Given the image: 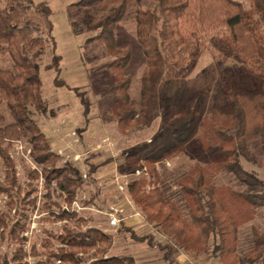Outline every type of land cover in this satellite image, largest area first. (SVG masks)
I'll use <instances>...</instances> for the list:
<instances>
[{"label":"trees","instance_id":"1","mask_svg":"<svg viewBox=\"0 0 264 264\" xmlns=\"http://www.w3.org/2000/svg\"><path fill=\"white\" fill-rule=\"evenodd\" d=\"M136 1L77 0L67 8L74 34H89L82 44V61L93 87L112 96L121 133L150 124L152 101L160 86L168 123L151 141L130 151L128 158L143 162L147 175L129 183V193L148 223L170 237L182 252L209 255L222 264H264V231L252 228L253 246L244 258L238 246L240 228L264 208V180L243 165L245 161L264 169V0H249L250 7L239 0H148L156 6L137 8L133 14L135 35L143 48L146 68L140 98L134 101L130 93L133 79L126 73L133 53L131 47L120 45L117 28ZM38 9L48 16L46 6L38 5ZM27 11L25 0H0V58L9 56L12 61L10 69H0V106H6L13 120L7 123L0 114V155L11 164L3 143L29 140L34 160L50 166L44 171L46 183L55 181L71 203L82 184L79 171L57 165L60 156L31 112L32 106L39 112L47 111L39 63L46 39L25 24ZM213 33H222L225 48L219 66L232 59L251 69L247 78L229 82L224 88V107L202 116L198 100L184 105L183 99L186 80ZM60 62L61 57L55 54L48 69L55 71L57 87L70 89L60 78ZM78 97L87 117L90 101L84 94L78 93ZM201 134L214 159L207 165L196 164L176 181L177 191H171L173 186L163 182L158 164L185 152L196 139L202 140ZM217 173L233 176L242 189L217 185ZM8 185L3 189L7 193L17 186L13 174ZM74 216L66 211L57 215L58 219ZM6 226L0 217V228ZM19 226L15 225L9 235L19 239ZM57 239L61 246L37 264H83L78 255L89 250H94L95 257L86 264H136L131 256H108L101 246L109 244L111 237L96 227H66ZM138 241L156 245L154 237ZM24 258L23 249H19L0 264H27Z\"/></svg>","mask_w":264,"mask_h":264},{"label":"rangeland","instance_id":"2","mask_svg":"<svg viewBox=\"0 0 264 264\" xmlns=\"http://www.w3.org/2000/svg\"><path fill=\"white\" fill-rule=\"evenodd\" d=\"M75 1L25 0L28 8L25 24L33 28L35 35L46 39L39 63L47 111L39 112L32 106V116L47 136L53 151L60 156L57 165H68L78 170L82 184L71 203H68L55 181L46 183L44 171L50 166L38 164L34 160L29 140L4 142L2 148L7 151L11 164H6L0 155V217L7 223L6 227L0 228V262L5 258L10 260L19 249H23L27 264L45 261L49 251H56L61 246L57 237L65 232L66 227L73 230L92 227L103 230L111 237L109 244L101 246L108 256H130L148 245L146 241L139 242V238L157 235L153 226V229L147 228V218L128 190L129 183L146 177L145 164L137 158L129 159L128 155L131 150L151 141L168 123L163 115L160 86L152 101L153 118L150 124L121 133L113 113L112 96L103 95L93 87L83 64L82 44L89 34L76 35L72 30L67 8ZM239 1L250 7L249 0ZM38 5L46 6L48 16L38 9ZM155 6L151 1L137 0L135 8L117 28L120 45L131 47L133 53L126 73L133 79L130 93L134 101L140 98L146 58L135 35L133 14L137 8ZM55 54L61 57L60 78L70 89L57 87L54 83L56 73L48 69ZM224 54L222 33L211 34L206 39V49L195 70L186 80L183 103L186 105L198 100L202 116L226 105L227 98L223 90L229 82L241 81L250 74V66L238 64L232 59L219 66ZM11 67L9 56L0 58V69ZM78 93L84 94L90 101L87 117ZM0 114L5 116L7 123L13 121L5 105L0 106ZM201 138L196 139L182 154L158 164L163 182L173 186L171 191H177L176 181L196 164L207 165L214 159L211 150L203 145L205 139L202 134ZM243 165L247 171L264 180V169L245 161ZM12 171L18 187L10 188L7 193L3 189L10 187L8 184ZM216 184L242 189L235 178L228 174L217 173ZM120 187L124 190H120ZM114 209L123 219L117 227L110 225V214ZM63 211L75 213V216L58 219L57 215ZM184 214H187L186 209ZM15 225H20L17 232L19 239L9 235ZM253 227L264 231V208L258 209L254 219L240 228L238 246L241 258L252 249ZM165 239L175 245L170 237ZM165 239L155 238V246L165 245L168 242ZM78 257L86 264L95 257V252L89 250Z\"/></svg>","mask_w":264,"mask_h":264},{"label":"crops","instance_id":"3","mask_svg":"<svg viewBox=\"0 0 264 264\" xmlns=\"http://www.w3.org/2000/svg\"><path fill=\"white\" fill-rule=\"evenodd\" d=\"M136 220L132 219V221ZM152 226L156 229L155 232L157 233V235H153L154 239L157 237L166 238L154 225L148 223L147 228H152ZM132 230L135 231V229ZM165 241L168 242L160 246L152 247L148 244L130 256L135 259L137 264H222L218 259L211 258L209 255L197 256L186 254L173 245L169 239H165Z\"/></svg>","mask_w":264,"mask_h":264},{"label":"built area","instance_id":"4","mask_svg":"<svg viewBox=\"0 0 264 264\" xmlns=\"http://www.w3.org/2000/svg\"><path fill=\"white\" fill-rule=\"evenodd\" d=\"M120 190H124L123 187H120ZM118 213V210L117 209H114L113 210V213L110 214V225L112 227H117L121 221L123 220Z\"/></svg>","mask_w":264,"mask_h":264}]
</instances>
